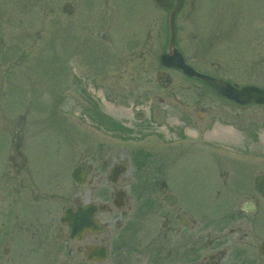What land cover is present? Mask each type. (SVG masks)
<instances>
[{
    "label": "rangeland",
    "instance_id": "obj_1",
    "mask_svg": "<svg viewBox=\"0 0 264 264\" xmlns=\"http://www.w3.org/2000/svg\"><path fill=\"white\" fill-rule=\"evenodd\" d=\"M194 2L175 18L185 62L239 88L264 89V1ZM171 8L151 0H0V176L16 150L39 169L41 187L67 190L76 163L91 176L94 161L104 172L106 157L125 164L136 145L172 161L176 184L218 178L203 145L264 172V104L236 107L161 67ZM224 128L235 135L227 143L204 136Z\"/></svg>",
    "mask_w": 264,
    "mask_h": 264
},
{
    "label": "flooded vegetation",
    "instance_id": "obj_2",
    "mask_svg": "<svg viewBox=\"0 0 264 264\" xmlns=\"http://www.w3.org/2000/svg\"><path fill=\"white\" fill-rule=\"evenodd\" d=\"M146 148H132L125 164L106 157L104 172L94 161L91 176L76 163L68 174L83 167L84 182L57 192L41 187L39 169L14 150L0 176V264H264L255 182L264 172L203 145L218 178L176 184L174 163ZM147 155L156 160L147 164ZM234 175L240 180H226Z\"/></svg>",
    "mask_w": 264,
    "mask_h": 264
},
{
    "label": "water",
    "instance_id": "obj_3",
    "mask_svg": "<svg viewBox=\"0 0 264 264\" xmlns=\"http://www.w3.org/2000/svg\"><path fill=\"white\" fill-rule=\"evenodd\" d=\"M154 4H157L159 7H166L167 0H153ZM175 6L170 12L169 16V28H170V42H169V49L168 53L164 54L160 58V63L163 67L167 69H175L181 71L183 75L187 76L188 78H194L204 82L207 86H209L213 92L215 91L216 94L224 97L234 103L239 105H247L251 103L256 104H264V90L257 89L255 87H246L245 89L242 88L237 90L235 87H232L228 83H223V81L216 80L214 78L202 75L184 63V60L181 54L176 50L174 46V36H175V26L174 20L177 12H179L182 6V0H175ZM86 177V173H84L83 169H76L72 173V178L77 183H81L84 178ZM259 179L256 183L257 185V192L264 197V182L260 181ZM72 212L69 211L66 215L70 216ZM73 214V213H72ZM67 216V217H68ZM65 224V220L63 219ZM68 223V222H67ZM70 225L71 222H70Z\"/></svg>",
    "mask_w": 264,
    "mask_h": 264
},
{
    "label": "bare ground",
    "instance_id": "obj_4",
    "mask_svg": "<svg viewBox=\"0 0 264 264\" xmlns=\"http://www.w3.org/2000/svg\"><path fill=\"white\" fill-rule=\"evenodd\" d=\"M213 137H223L225 139H232L234 138V134L231 131H228L227 129H218L216 132H213Z\"/></svg>",
    "mask_w": 264,
    "mask_h": 264
}]
</instances>
